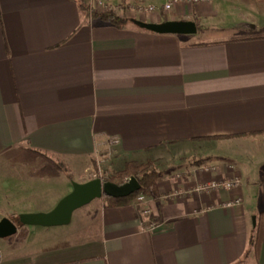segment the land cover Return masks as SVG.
Masks as SVG:
<instances>
[{"label":"crops","instance_id":"obj_1","mask_svg":"<svg viewBox=\"0 0 264 264\" xmlns=\"http://www.w3.org/2000/svg\"><path fill=\"white\" fill-rule=\"evenodd\" d=\"M167 1L142 0L159 10L136 18L193 20L195 33L117 26L89 0H0V159L23 151L81 174L104 158L113 171L152 159L160 172L144 204L102 196L73 212L71 228H17L0 238V264H264V0L164 11ZM109 137L119 142L107 158ZM68 173L0 177V218L40 210L52 190L64 196ZM234 173L237 189L192 190Z\"/></svg>","mask_w":264,"mask_h":264},{"label":"water","instance_id":"obj_2","mask_svg":"<svg viewBox=\"0 0 264 264\" xmlns=\"http://www.w3.org/2000/svg\"><path fill=\"white\" fill-rule=\"evenodd\" d=\"M131 22L141 28L156 33L190 34L197 30L193 20H165L146 22L131 18ZM140 189L138 180L131 176L127 181L117 184L94 177L87 181H72V189L65 194L50 210L19 213L17 221L7 216L0 218V238L10 236L17 231V225L59 226L70 222L73 212L102 196L124 197ZM255 224V221H253Z\"/></svg>","mask_w":264,"mask_h":264},{"label":"rangeland","instance_id":"obj_3","mask_svg":"<svg viewBox=\"0 0 264 264\" xmlns=\"http://www.w3.org/2000/svg\"><path fill=\"white\" fill-rule=\"evenodd\" d=\"M89 1H90V3L88 4V8L92 9V10L96 9V10L100 11L106 5V4L100 3V2H102V0L101 1L100 0H89ZM110 6L116 7V11H117V5H110ZM127 16L130 18H136V16H134V15L127 14ZM136 19H138V18H136ZM239 19H241V18L239 17L238 19L237 18L229 19V21L232 22V23H230L229 26H233V25L237 26ZM245 19L246 18H243L242 21L244 22ZM237 28H238V26H237ZM207 159L208 158H206V160ZM204 160L205 159H203L201 161H204ZM37 161H38L37 159L29 157L28 153H26V152H23V151H22V153H21V151L15 152V154L13 156L11 155L6 159H0V177L14 176L15 178L16 177L22 178V177H27V176H40V177L48 176L51 178L54 177L55 179H59V178H62L65 175V173L69 172L73 177L72 181H76L75 177H79V179L82 181H87L91 178H94V175H96V177H99V175L107 176L113 172V166L111 165V162L109 164L107 162V160H106V162H104L101 165L102 167L100 166V169L97 165V162H95L94 164H91L90 166H88V169H85V170L82 169L83 170V171H81L82 174L79 173L78 171L74 170V169L71 170L70 168L65 167L63 165L57 166L53 162L52 163L48 162V163H45L44 165H41L40 164L41 162L38 163ZM226 161L228 163H232L227 158H226ZM228 165H231L233 167V164H228ZM172 166H173V164H172ZM69 173H68V175H69ZM72 181H71V184H72ZM42 188L43 187H41L40 190ZM36 189L32 190L33 194H39L40 196H43V194L46 193V195H47L49 193L46 191L37 192ZM47 189L49 191V188H47ZM26 191H28V190H26ZM53 192L54 191L52 190L50 192L51 194H48V196L49 195L50 196L48 198H46V201L44 202V204H42L43 205L42 208H40V210H36L35 212L43 211V209H47V208L48 209L52 208L63 197V196H59V192H56V193H53ZM18 195H19V197L23 196V194H21L19 192H18ZM24 195L26 197L28 196L26 193ZM34 197H36V196L34 195ZM87 204H85L83 206H86ZM1 205H2V207H5L3 205V203L0 201V207H1ZM79 208H82V207H79ZM79 208L74 211V216L77 214L76 212H78L77 210H79ZM8 217H10V216H8ZM14 217H16V216H14ZM14 217L12 218V220L15 219ZM74 220L75 219L73 218L70 220L69 223H67V225H61L62 226L61 228L62 229L71 228V226H73V224L75 223ZM69 224H71V225H69Z\"/></svg>","mask_w":264,"mask_h":264},{"label":"trees","instance_id":"obj_4","mask_svg":"<svg viewBox=\"0 0 264 264\" xmlns=\"http://www.w3.org/2000/svg\"><path fill=\"white\" fill-rule=\"evenodd\" d=\"M83 10H85L84 7ZM87 10L88 9H86V11ZM90 12L93 14L94 17H97L103 21L110 22L117 26H121L123 23L131 21V18H129L128 16H118L110 11H98L91 9ZM159 175L160 172L157 170L155 160L149 159L143 162L128 161L124 164L122 169L118 171H113L107 176L102 175L100 178L103 181H111L120 184L127 181L131 176H134L140 183V189L124 197H112L104 195L103 198L111 205H125L128 203L135 202L136 196L138 194L148 196L156 191L157 179ZM14 218L15 219L13 221H17L18 216ZM22 226V224H18L17 228H20ZM256 230L258 231L259 227H257Z\"/></svg>","mask_w":264,"mask_h":264},{"label":"built area","instance_id":"obj_5","mask_svg":"<svg viewBox=\"0 0 264 264\" xmlns=\"http://www.w3.org/2000/svg\"><path fill=\"white\" fill-rule=\"evenodd\" d=\"M137 1L139 2L138 5L133 4V5H130L129 7L117 6V11H116V7L110 6L111 4L103 3V2H100V3L106 4L104 8H102V11H108V12L110 11V12L115 13L118 16H123V15L127 16V14L135 16L140 11H158L159 10V8H156V6L154 5L141 6L140 2L142 0H137ZM181 1H187V2L194 3V2L203 1V0H168L167 2L163 4L162 9L164 11H169L173 4L179 3ZM118 142H119L118 137H109L108 142H107V151H106L107 158L112 153V148L114 147V145L118 144ZM104 162H106L105 158L97 162L99 169H100V166ZM229 167L230 169H233L231 165H229ZM199 169L205 172H210V171H215L217 168L215 165H201ZM101 176L102 175H99V177ZM94 177H96V175H94ZM240 186H241V180L238 177V175L234 173L231 177L226 178V179L225 178H212V179L201 181L197 183L192 190H194L195 192H203V191H207L210 189L231 190V189H237ZM240 200H241L240 197H235L234 199L227 200L224 204L226 206H230L235 203H239ZM135 201L136 203L144 204L146 202V197L143 194H138L136 196ZM141 212L142 214H149L150 209L148 207H144L142 208ZM161 226L162 225L157 222H150V224L148 225V227L152 230L157 229ZM2 258H3V250L0 246V260Z\"/></svg>","mask_w":264,"mask_h":264}]
</instances>
